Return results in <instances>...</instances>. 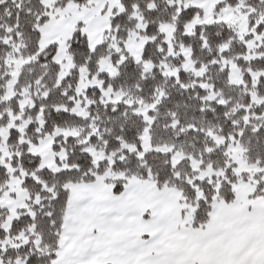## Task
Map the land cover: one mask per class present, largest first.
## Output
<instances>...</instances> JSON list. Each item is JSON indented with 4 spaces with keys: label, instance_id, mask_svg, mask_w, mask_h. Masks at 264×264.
I'll return each instance as SVG.
<instances>
[{
    "label": "snow or ice",
    "instance_id": "snow-or-ice-1",
    "mask_svg": "<svg viewBox=\"0 0 264 264\" xmlns=\"http://www.w3.org/2000/svg\"><path fill=\"white\" fill-rule=\"evenodd\" d=\"M0 264H264V0H0Z\"/></svg>",
    "mask_w": 264,
    "mask_h": 264
}]
</instances>
